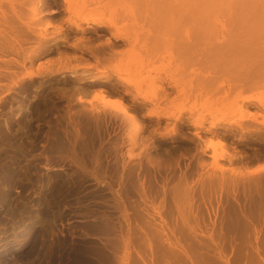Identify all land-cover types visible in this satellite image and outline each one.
Wrapping results in <instances>:
<instances>
[{
    "label": "bare ground",
    "instance_id": "obj_1",
    "mask_svg": "<svg viewBox=\"0 0 264 264\" xmlns=\"http://www.w3.org/2000/svg\"><path fill=\"white\" fill-rule=\"evenodd\" d=\"M0 264H264V0H0Z\"/></svg>",
    "mask_w": 264,
    "mask_h": 264
}]
</instances>
